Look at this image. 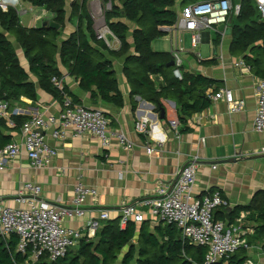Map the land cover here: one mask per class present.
I'll return each instance as SVG.
<instances>
[{
	"label": "crops",
	"instance_id": "1",
	"mask_svg": "<svg viewBox=\"0 0 264 264\" xmlns=\"http://www.w3.org/2000/svg\"><path fill=\"white\" fill-rule=\"evenodd\" d=\"M182 8L181 1H177L173 10L178 14ZM50 15L39 19V25H36L37 19L33 17L31 25L23 26H42L44 22L51 21ZM123 22L130 29L133 28L132 23ZM75 28L74 19L67 21L64 28L59 30V40L64 41ZM221 30L202 32L196 46L192 45L191 33L172 30L151 43L155 52L178 53L182 59V72L200 74L214 82L207 91L211 101L209 107L185 118L184 124L178 121L179 112L174 101L162 99L164 116L161 118L162 111H156L153 104L139 96L131 97L130 85L123 73V58L111 59L122 95L121 107L106 103L100 97L94 99L91 92L83 91L79 80L70 76L58 63L62 84L78 104L102 111L110 120V128L123 133L132 143V149L124 150L114 139L107 147H103L94 136L77 135L72 130H66L62 138H53V127H49L43 134L56 151L51 164L40 169L34 168L22 151L0 171V201L9 207L27 208L30 196H20L19 193L26 183H32L39 185L42 192L31 202H46L58 208H69L74 187L81 182L94 189L96 196L86 199L83 217L63 222L66 228L80 230L88 220L99 219L102 211L108 212V220L120 218L123 207L153 196L160 185L171 187L180 170L194 163L195 195L219 192L226 202V205L215 211V219L230 224L237 215L243 213L247 215L246 229L254 227V222L248 219L249 212L240 208L249 205L257 193L264 191V133H256L252 128L257 107L258 78L250 69H246L245 55L232 56L231 36L222 35ZM185 33L190 34L187 47L184 46ZM7 37L20 66L29 73V64L22 48L13 37ZM126 40L131 47L130 52H133L132 32L127 34ZM109 47L118 49L119 41L112 38ZM201 61L212 63L202 64ZM154 79L157 83L162 82L160 77ZM29 81L35 85L36 100L21 97L19 102L11 103L12 115L27 118L34 115L57 117L62 105L40 88L35 77L29 75ZM220 89H228L236 99L244 100V111L229 114L223 101H213L212 95ZM142 119L147 121L145 135L135 131V124ZM174 120L178 122L176 129L170 125V121ZM0 133L8 137L9 142L18 141L21 137L19 129H11L6 125L0 127ZM147 149H153V153L148 154ZM18 197H21L22 203L17 202ZM226 208H231L232 212L227 213ZM229 217L234 218L232 222H228ZM144 221H148L151 228L158 224L148 214ZM104 222H100V225ZM253 236L249 234L248 240ZM247 255L255 264H263L264 239L253 243Z\"/></svg>",
	"mask_w": 264,
	"mask_h": 264
},
{
	"label": "trees",
	"instance_id": "2",
	"mask_svg": "<svg viewBox=\"0 0 264 264\" xmlns=\"http://www.w3.org/2000/svg\"><path fill=\"white\" fill-rule=\"evenodd\" d=\"M21 1L49 12L50 22L58 25L60 31L67 21L73 19L76 28L69 37L60 41L59 30L48 25L22 27L14 10L3 12L0 9V99L7 101L10 107L21 97L36 100L35 85L29 81V75L35 77L40 88L60 104L65 96L78 104L65 86L60 90L52 82L53 78L62 79L58 63L70 76L77 78L80 88L91 92L94 99L100 97L106 103L121 107L122 95L111 61L121 58L124 60L123 73L130 85L131 97H141L153 104L156 111L164 109L163 98L170 99L175 102L179 112L178 121L184 124L185 118L209 107L211 101L207 91L214 82L200 74L182 71V78L177 79L173 75V67H167L173 61L172 54L155 52L151 48L154 40L165 36L170 32L168 29L174 26L177 14L173 8L177 1L186 7L206 0H110L111 10L105 13V21L119 41L118 49H111L103 40L96 38L87 11V0H73L69 15L65 10V0ZM104 1L107 3L109 0ZM231 2L233 9L239 5V10L237 14L233 10L228 18L231 28L230 53L232 56L245 55L244 62L251 73L264 79V20L260 19L253 0ZM123 20L132 23L133 28L130 29ZM129 32H132L133 52H130L131 47L126 40ZM7 35L13 37L22 48L29 64V73L20 66ZM155 77H160L162 82H155ZM12 119L16 124L15 129H19L28 118L13 115ZM4 126V121L0 119V127ZM9 141L0 133V148ZM240 210L248 211V219L255 224L254 236L249 240L252 246L264 239V191L257 193L251 203ZM233 219L229 217L228 222ZM16 245L15 236L9 239L0 237V264L23 262V256L16 252ZM205 255V248L188 243L172 224L158 223L151 228L148 221L139 225L128 221L124 228H120L119 218H116L104 222L93 240H81L76 251H69L53 264H206ZM247 259V251L239 249L215 264H244Z\"/></svg>",
	"mask_w": 264,
	"mask_h": 264
},
{
	"label": "built area",
	"instance_id": "3",
	"mask_svg": "<svg viewBox=\"0 0 264 264\" xmlns=\"http://www.w3.org/2000/svg\"><path fill=\"white\" fill-rule=\"evenodd\" d=\"M253 1L256 3L260 19L264 20V0ZM20 3L21 0H0V9L3 12L14 10L19 16V25L24 27L20 17L33 12L34 6L30 5L26 9L17 11ZM88 4L96 38L103 40L109 46L110 40L116 39L105 21V13L111 10V1L104 3V0H90ZM233 10L237 14L239 5L233 9L231 0H206L188 5L177 14L171 30L191 33L192 45L196 46L202 32H215L217 27L221 26L220 33L223 35ZM172 56L173 75L181 79L182 59L178 53H173ZM246 69L249 67L246 66ZM52 82L58 89H62L61 80L53 78ZM211 98L215 102L223 101L229 114L239 113L245 109V101L236 99L228 89H220ZM256 101L252 128L256 133H264V79H257ZM61 105V112L57 117L34 115L20 126V139L0 148V171H3L22 151L26 153L32 167L40 169L49 166L56 155L55 149L47 143L43 134L49 127H53V138H62L66 130H72L77 135L94 136L103 147H107L114 139L124 150L132 149V143L123 133L110 128V120L102 111L75 104L68 96L64 97ZM12 116L9 103L0 99V119L7 127L14 129L16 124ZM146 125V119L138 121L135 124V131L141 135L147 134ZM170 125L176 129L178 122L170 121ZM147 152L152 154L153 149H147ZM195 180L196 165L190 163L184 167L173 186L160 185L153 192V196L140 203L123 207L120 212L119 227L124 228L128 221L140 224L146 219L147 214L156 223L172 224L188 243L206 249V264H215L224 258H229L239 249L246 251L252 249L247 236L254 234V229L253 227L250 230L246 229L247 215L239 214L230 224L216 220L215 211L226 205V202L219 192L196 196ZM41 192L39 185L26 183L19 195H29L31 201H34ZM95 196L94 189L78 182L74 187L69 208H58L46 202L31 201L27 208H14L0 201V237L17 238L16 252L24 258L19 264L45 262L53 264L64 258L71 248L77 247L81 240H93L101 226L100 222L109 219L108 212L102 211L99 219L88 220L83 229L74 230L63 225L65 220L83 217L86 199ZM22 201L21 197L17 198V202L22 203ZM244 264L255 263L247 259Z\"/></svg>",
	"mask_w": 264,
	"mask_h": 264
},
{
	"label": "rangeland",
	"instance_id": "4",
	"mask_svg": "<svg viewBox=\"0 0 264 264\" xmlns=\"http://www.w3.org/2000/svg\"><path fill=\"white\" fill-rule=\"evenodd\" d=\"M79 1H81V0H79ZM89 1L90 0H87V11H88V8H89ZM72 2H73V0H65V10H66V13H67V15H69V12H70V6L72 5ZM104 3H105V1H104ZM31 4L30 3H27V2H22L21 1V3H20V5H19V7H18V9H17V11H21V10H23V9H26V8H28L29 6H30ZM34 9V11L33 12H31L30 14H27V15H22L21 17H20V21L23 23V25L24 26H29V25H31V21L34 19L33 17H36L35 19H37L36 21V25H39L40 24V21H38L39 19H41V18H43V17H45L46 15L48 16V15H50V13L49 12H47L45 9H43V8H37V7H34L33 8ZM89 13V12H88ZM51 16V15H50ZM93 19H95L94 17H92ZM92 23H93V21H92ZM217 29H222V27L220 26V27H217ZM183 39H185L184 40V46L185 47H187V46H189V39H190V34H188V33H185L184 34V36H183ZM77 250V247H73V248H71V251L72 252H74V251H76Z\"/></svg>",
	"mask_w": 264,
	"mask_h": 264
},
{
	"label": "water",
	"instance_id": "5",
	"mask_svg": "<svg viewBox=\"0 0 264 264\" xmlns=\"http://www.w3.org/2000/svg\"><path fill=\"white\" fill-rule=\"evenodd\" d=\"M45 25H48V26H50V27L53 28V29L59 30V26L56 25V24H54L53 22H50V23L44 22V23L42 24V26H45ZM230 30H231V28H230V20L228 19V21H227V23H226V26H225V29H224V35H226V36H230ZM167 67H174V61H171V62L167 65ZM163 114H164V111H162V113H161V116H160L161 118H163V116H164ZM185 166H186V165H185ZM185 166H184V167H185ZM184 167H183V168L180 170V172L178 173V175H177L175 181L173 182L172 186L176 183V181H177L178 177L180 176L181 172L183 171ZM234 211H235V210H234ZM226 212H227V213H231V212H232V209H231V208H226Z\"/></svg>",
	"mask_w": 264,
	"mask_h": 264
}]
</instances>
